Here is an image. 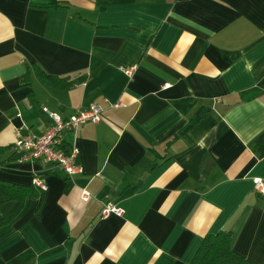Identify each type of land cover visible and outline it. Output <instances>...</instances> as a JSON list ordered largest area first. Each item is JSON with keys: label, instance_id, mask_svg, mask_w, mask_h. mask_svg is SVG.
Instances as JSON below:
<instances>
[{"label": "crops", "instance_id": "0c3cea01", "mask_svg": "<svg viewBox=\"0 0 264 264\" xmlns=\"http://www.w3.org/2000/svg\"><path fill=\"white\" fill-rule=\"evenodd\" d=\"M67 2L0 0V148L43 134V107L102 110L77 130L71 178L0 153L1 181L47 188L11 219L15 202L0 205V264H190L221 231L264 264V0Z\"/></svg>", "mask_w": 264, "mask_h": 264}, {"label": "built area", "instance_id": "2783aa9c", "mask_svg": "<svg viewBox=\"0 0 264 264\" xmlns=\"http://www.w3.org/2000/svg\"><path fill=\"white\" fill-rule=\"evenodd\" d=\"M133 69L125 70L124 73L130 76ZM42 112L47 115L51 121L50 127L41 135L35 136L29 133H23L22 130L15 132V141L12 151L18 157V161H39L44 165L55 166L59 168L67 178L81 173L82 169L77 163L78 150L75 146L76 133L80 126L86 123L98 124L101 121V108L90 106L87 110L77 111L69 118L62 119L58 114L49 112L42 108ZM70 133L73 137V143L68 149L64 148V136ZM32 185L42 192L46 191V186L42 180L35 177ZM253 190L261 197H264V182L255 178L252 180ZM91 195L82 190L81 200L87 202ZM103 217L111 215L121 216L122 210L112 203H104L101 212Z\"/></svg>", "mask_w": 264, "mask_h": 264}, {"label": "trees", "instance_id": "16d2710c", "mask_svg": "<svg viewBox=\"0 0 264 264\" xmlns=\"http://www.w3.org/2000/svg\"><path fill=\"white\" fill-rule=\"evenodd\" d=\"M64 5H68L67 0H50V3L47 5V7H58ZM40 76L43 81L61 88H69L82 82V79L68 82L58 81L56 78L45 75L42 72H40ZM9 149L11 148H0V153ZM253 150L257 158L261 159L264 157V131L255 139ZM41 195L42 191H40L33 185L31 187L19 186L0 180V205L8 202H15L14 207L10 211L9 219L15 217L19 213L22 208L23 201L27 196L40 197ZM190 264L251 263H249L247 260L239 256L232 250L230 233L227 231H221L216 235H209L203 239L202 244L195 253Z\"/></svg>", "mask_w": 264, "mask_h": 264}]
</instances>
